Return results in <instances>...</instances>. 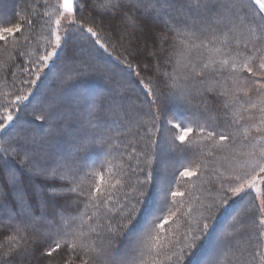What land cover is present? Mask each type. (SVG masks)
<instances>
[{
  "label": "rangeland",
  "instance_id": "obj_1",
  "mask_svg": "<svg viewBox=\"0 0 264 264\" xmlns=\"http://www.w3.org/2000/svg\"><path fill=\"white\" fill-rule=\"evenodd\" d=\"M7 1L0 0V13H2V5H5L6 9H10L13 4V0ZM33 1L37 13L26 20L27 27L22 22L23 13L20 9L19 12H16L17 18L13 22L0 24L1 42H6L10 38L14 39L15 33L25 36L19 44V49L23 47L22 53L19 52V57L28 59L29 63L34 65V69H30L31 72L26 70L25 73L19 72L20 69L18 70L17 64L9 68V76L11 75L14 78L22 74L24 75L25 84H17L16 88L18 90L16 88L12 89V87L8 91L4 89V93L12 92L13 99H9V95L6 93L5 96L7 97L0 102V143L3 141L2 136L8 134L6 132L10 127H15L17 133L19 131L18 136L20 138L25 129H20L18 123L19 120L24 119V113V115L30 117L35 116L41 124V130L40 127L32 126L34 132L32 136L35 139L38 137L45 140L50 138V130L55 129V127H49L53 126L50 123L56 122V119L53 121L50 116H53L56 108L60 106V96L52 85L53 78L58 79L63 87L69 86L74 90L68 95L71 103L62 102L69 111L74 110L76 106L81 108L82 111H86L85 107L87 106L85 104H91L92 102L96 104L100 101V96L104 94L102 85H100L101 87L92 85L86 88L83 83L77 85V82H74L73 79L76 77L72 76L76 70L74 63L66 62L62 69L58 68V65L62 64L59 62L63 58L65 45L68 44L67 38L72 33H76L77 36L82 38L85 37L103 49L106 47L103 40L92 31L91 27H84V25L76 22L74 12L77 0ZM202 1L199 0L198 5ZM211 1L220 9L219 17L224 16V12H228V14L232 12L238 19L228 21L224 25L225 30L221 32L215 30V28H219L218 24L215 26L207 24L203 29L197 25L195 28L196 33L190 35L191 41L185 47L193 50L199 48L203 51L201 55L202 66L200 68L196 67V75H193L185 71L187 69L186 65L190 64L189 62H186V64L181 62L176 65L179 87L183 83L185 92H181L179 103L173 104L171 110L172 117L176 113L183 115V117L178 116V120L174 122L175 134L167 133L164 110L160 112L155 104V108L158 110L157 120L159 123L154 126L156 128L155 133L148 129L147 135L154 136L155 145L158 144L153 160L154 165L157 163V169L152 171L154 174L150 178V184L148 183L149 186L146 187V190L143 184L144 174L142 173L144 171L138 168L143 157L138 155L137 150H126L125 155H122L125 161L120 164L116 162L120 157L116 155L114 159H112L113 157L109 159L103 152L97 154L93 160L89 158V155H84L81 159H78L74 158L76 154L73 156V152H71L74 146L72 148L70 144L76 142L77 139L69 135L65 138L61 137L59 140L63 139L62 141H56L54 138L58 135L51 134L56 145L69 142L65 153L62 152L61 155L67 154L71 157L66 159L65 164L61 163V169H66L71 165L73 156V159L82 161L83 166L86 167L84 173L89 172L88 187H92L96 192L93 197V199L95 198L92 204L93 208H106L112 214L117 209L130 213L128 217L131 218V221L128 224L132 227V231L137 233L134 243L136 255L132 257L134 260L132 264H178L176 263L177 259L183 253L191 256L186 263L193 260L192 264H216L218 256L222 254V249L226 253L230 252L233 245H243L246 239L251 240L253 251L249 255L253 258L251 264H264V0ZM144 2L146 3L144 10L156 7L161 12L162 9L167 12L166 8L161 7L160 2L156 5L147 3V1ZM138 3L139 1L135 4ZM193 4L195 5V0ZM148 6L151 7L147 8ZM92 8L103 10L94 0ZM141 12L143 13L142 10ZM167 13L172 14L171 11ZM125 16L120 15L117 25L115 24L117 27H120V24L121 26L124 25L123 18H126ZM216 17L218 16L216 15ZM82 20L86 22V20ZM21 22L22 25L20 26ZM163 22L165 23L166 20H163ZM125 28L130 31L127 26ZM165 28L167 30V27ZM122 35V33L117 34L120 43L126 42L128 48L132 47L133 40L130 37L125 39L124 35L122 40ZM171 39L174 43L188 41L182 38L179 40L174 34ZM163 40H165V37L154 34V45L150 47L146 44L151 62L152 54L150 50H161L160 43ZM70 46L75 45L71 44ZM75 49L78 53L82 51L81 47ZM79 57L85 56L79 55ZM120 64L122 65V71L131 70L125 63ZM15 66L16 68H14ZM204 68L206 73L203 72ZM142 73L143 69L141 68L140 74ZM103 85L105 87L107 85L108 92L111 91L109 81H105ZM16 91H19V96H17ZM202 91L211 99H218L221 105L220 108L217 109L215 106L213 109V104L209 102V99L207 101L202 99L199 95ZM0 94H3V92L0 91ZM197 96H199V104ZM181 98H183V101ZM44 101L50 103V105H44L40 109L42 111L40 113H44V116L40 115L39 112L34 113V111L39 110L37 106ZM74 104L75 106H73ZM2 106H8V108L2 111ZM29 107L31 109L26 110ZM209 109H213L212 112H209ZM63 129L60 127L56 130L57 132L60 130L63 132ZM95 130L92 134L102 133L101 122H97ZM42 131L44 133H41ZM80 131L79 128L78 132ZM202 132H205V134ZM200 134L201 137L196 138ZM166 135L171 136V139H176L178 142L189 144L184 147L190 150V154H188L194 156L195 159L192 160V157H189L187 161L191 160L185 170L178 174L170 188L168 184L164 190L159 188V184L163 179L162 175L167 176V171L164 172L165 166L163 163L170 160L176 161V158L173 159L174 157L171 156L172 152L166 147L168 142V140H164ZM187 135L194 138L185 140ZM87 138L90 137L87 136ZM5 140L9 142L10 138L6 137ZM10 144L8 143V146ZM96 148L98 150L99 145ZM8 155V157L11 156L10 153ZM68 171L72 173L69 168ZM132 174H134L135 179L130 180ZM184 178H191V180L188 182ZM192 178L196 179L192 180ZM72 182L73 179L62 176V189H60V192L63 191L64 195L69 192L78 193L82 189L81 186L73 188L67 185L64 187L65 184H71ZM157 182L158 184H156ZM95 185L97 186L96 189ZM175 185L177 188L174 191V201L167 200L168 206L162 205L161 214L158 213L159 208L157 207L152 215L148 217L146 215L148 204L150 203L152 207L154 204H158L165 194L172 192ZM64 188L70 189V191L64 190ZM161 191L165 193L160 197ZM146 192L149 194H146ZM85 193L88 192L85 191ZM111 193H116L119 197L117 199L113 198ZM132 200L135 201V205H131ZM208 201L216 204L214 209L217 207V210L213 213L214 218L211 217L213 214H210L214 210L212 209L213 206L206 205ZM229 203L232 205L230 206ZM249 203H252V205L249 206ZM247 210H255L256 212L259 240L255 241L254 244H252V241L255 236L250 233V229L248 230L247 227L242 226L238 230L237 226L238 224L244 225V223L249 226L246 222ZM176 215L178 217L174 219ZM96 216L100 217L97 214ZM211 219L212 225H210ZM233 219L237 220V227L234 232L229 234L234 235L227 238V241L234 240L230 247L224 241L222 233L234 227L231 222ZM183 221L187 222L181 223L182 225L186 224V227L178 225V222ZM219 221L221 224L216 228ZM156 227L160 231L156 232ZM150 228L154 229L152 234L148 231ZM176 230L178 231L176 232ZM242 232H245V234H241ZM196 233H200L201 238L197 239ZM189 235H194V238L188 240ZM209 235V244L206 246ZM195 239L199 243L196 251L194 249ZM129 242L130 239H127L124 245L120 246L119 251L129 250L132 252L134 249L133 247L132 250L130 249ZM97 246L101 248V251L97 249ZM94 249L100 251H95V255L98 257L106 253L103 242L95 241ZM103 250L104 252H102ZM200 250H203L200 255L206 254L204 259L202 258L204 255L199 257L200 255L196 254ZM229 255L227 253L226 257L229 258ZM123 258H116V263L122 264Z\"/></svg>",
  "mask_w": 264,
  "mask_h": 264
},
{
  "label": "trees",
  "instance_id": "obj_2",
  "mask_svg": "<svg viewBox=\"0 0 264 264\" xmlns=\"http://www.w3.org/2000/svg\"><path fill=\"white\" fill-rule=\"evenodd\" d=\"M94 1L103 10H94V7L92 8L93 0H77L74 12L76 22L84 25V27H91L92 31L103 40L106 47L103 49L85 37L82 38L77 36L76 33H72L67 38L68 44L65 45L62 61L59 62L62 64L57 67L62 69L66 62L74 63L76 70L72 76H76L73 80L77 82V85L83 83L86 88L92 85H102L104 94L100 96V101L96 104L94 102L85 104L87 106L85 107L86 111H82L77 106L74 110L69 111L62 102L70 104L71 101L68 99V95L74 90L69 86L63 87L58 79L53 78L52 85L60 96V106L56 108L55 112L53 111L54 117L50 116L53 121L56 119L55 123H50L53 126H49L50 128L55 127V129L52 128L54 131L50 130V138L47 140L42 139V137L35 139L32 136L34 134L32 126L40 127L41 124L35 116L30 117L24 115L25 113L23 114L24 119L19 120L18 123L20 129H25L20 138L18 136L19 131L17 133L15 127H10L6 132L8 134L2 136L3 141L0 143V264H120L116 263L115 259L123 257L125 258H123L122 264H132L134 262L132 257L136 255L134 243L137 233L133 232L132 227L128 224L131 221V218L128 217L130 213L117 209L112 214L106 208L94 209L92 204L96 192L92 187H88L89 172L84 173L86 167L83 166L82 161L73 159V156L76 154L74 158L81 159L82 156L89 155V158L93 160L97 154L103 152L109 159L112 157L114 159L116 155L120 157L116 161L120 164L125 161L122 155H125L126 150L135 149L138 155L143 157L138 168L144 171L142 173L144 174L143 184L146 190V187L150 184L149 180L154 174L152 171L157 169V163L154 165L153 160L158 144L155 145L154 136L147 135L148 129L155 133L156 128L154 126L159 123L157 120L158 110H156L155 104L160 112L164 110L167 133L175 134L174 122L178 120V116L183 117V115L176 113L172 117L171 110L173 104L179 103L181 92H185L183 83L179 87L176 65L181 62H185V64L189 62L190 64L186 65L187 69L185 71L193 75H196V67L200 68L202 66L201 55L203 51L199 48L193 50L185 47L191 41L190 35L196 33L195 28L197 25L203 29L207 24L214 26L218 24L219 28H215V30L221 32L225 30L224 25L228 21L238 19L232 12L229 14L224 12V16L220 15L221 17H219L220 9L211 0H203L202 5H198L199 0H195V5L193 4L194 0ZM137 1L139 3L135 4ZM144 1L154 5L160 2L161 7L166 8L167 12L171 11L172 14L169 15L163 9L161 12L156 7L151 6L147 7H151L150 9L144 10V6H146ZM19 9L23 13L22 22L25 26L27 24L26 20L37 13L33 0H13L10 9H6L5 5L1 6L0 24L13 22L17 18L16 12H19ZM111 15L113 17H109ZM120 15H126V18H123L124 25L121 26L120 24V27H117ZM163 20H166V22L164 23ZM208 21L209 23H207ZM125 26L130 31H127ZM165 27H167V30ZM118 33H122L125 39L130 37L133 40L132 47L128 48L126 42L120 43L117 39ZM154 34L165 37V40L160 43L161 50H150L152 54L151 62L146 44L150 47L154 45ZM173 34L179 40L182 38L188 41L174 43L171 39ZM14 35V39L10 38L6 42L0 41V91L3 92V94H0V102L7 97L5 96L6 93H8L9 99H13L12 92L4 93V89L8 91L10 87L15 89L17 84H25L24 75L19 74L14 78L11 75L9 76L10 66L13 67L14 64H17L18 70L20 69L19 72L23 73L26 70L31 72L30 69H34V65L30 64L28 59L19 57V52L22 53L21 50H23V47L19 49V44L24 35L21 36L18 33ZM71 44L75 46H70ZM74 47H81L82 51L78 53ZM79 55L85 57L81 58ZM12 57L15 59L13 60ZM120 63H125L131 70L122 71ZM140 67L143 69L142 74H140ZM203 72L206 73L205 68ZM84 76L86 78H83ZM105 81L111 83L110 92H108L107 85L106 87L103 85ZM6 84L10 85L7 86ZM16 90L18 89L16 88ZM16 92L19 96V91ZM199 95L206 101L209 99V102L213 104V109L215 106L217 109L220 108L221 105L218 99H211L203 91ZM181 100L183 101V98ZM197 100L199 104V96H197ZM46 101L39 104L40 106H37L39 110L34 111V113L39 112L40 115L44 116V113H40L42 112L40 109L44 105H50ZM1 108L3 111L8 106H2ZM29 109L31 107L26 110ZM212 110L209 109L208 111L212 112ZM222 121L224 122V119ZM97 122H101L102 133L92 134ZM60 127L65 128L63 132L61 130L57 132L56 129ZM79 128L80 132H78ZM41 133H44V131ZM52 133L58 136L56 138L51 137ZM202 133L205 134V132ZM69 135L77 140L70 143L72 148L74 146L71 150L73 160L71 159L70 166H68V163L66 171L64 168L61 169V163L65 164L66 159L71 156L67 154L62 156L61 153H65L69 142L56 145L53 138L56 141H62L63 139L59 140L61 137L65 138ZM188 135L185 140L194 138ZM87 136L90 138H87ZM6 137L10 138L9 142L5 140ZM200 137L201 134L196 138ZM164 140H168L166 147L172 152L173 159L176 158L175 162L170 160L163 163L165 166L164 172L167 171V176L162 175L163 179L159 184V188L165 190L168 184L169 188L174 184L178 174L185 170L191 159L187 160L192 156L189 155L190 150L184 147L189 145L186 142H178L176 139H171L169 135H166ZM8 143L11 144L8 146ZM81 145L84 146L81 147ZM97 145L100 147L98 150H96ZM9 153L11 154L10 157H8ZM193 157L192 160L195 159ZM68 168L72 173L68 171ZM62 176L73 179L71 184H65L64 187L67 185L73 188L81 186L82 189L78 193L69 192L64 195L63 191L60 192V189H62ZM196 178H192V180ZM133 179H135L134 174L131 175L130 180ZM184 179L188 182L191 180V178ZM96 187L95 185V189ZM176 188L175 185L172 192L170 191L171 193L165 195V192L161 191L160 197L163 195L164 197L153 207L149 203L146 215L151 216L157 207L159 208L158 213L161 214L162 205L167 207V200L174 201ZM66 189L64 188V190ZM67 190L70 191V189ZM85 191L88 193L84 194ZM146 194L149 193L146 192ZM111 195L116 199L119 197L116 193H111ZM132 204L135 205V201L132 200ZM208 204L213 206L212 209L216 205L209 203V201L206 205ZM251 205L252 203H249V206ZM216 210L217 207L210 214L215 213ZM177 217L178 215L174 219ZM211 217L214 218L215 215L213 214ZM246 217V222L250 227L246 226L245 223L244 225H237V220L233 219L231 222L234 227L222 233L224 241L227 245L229 244L228 246L231 247L234 240L227 241V238L234 235L229 234L234 232L237 226L238 230L242 226L247 227L248 230L250 229V233L255 236L252 244L259 240L255 210H247ZM181 223L187 222H178V225H182ZM220 224L219 221L216 228ZM210 225H212V219ZM182 227H186V224H183ZM148 231L152 234L154 229L150 228ZM155 231L158 232L160 229L156 227ZM196 234L197 239L201 238L200 233ZM241 234L244 235L245 232ZM193 238L194 235H189L188 240ZM127 239H130L128 245L131 246V250L133 247V253L129 250L119 251L120 246L124 245ZM209 240L210 235L206 241V246L209 244ZM95 241L103 242L106 250L105 255L99 257L95 255V251H97L94 249ZM194 243L196 251L199 246L198 240L195 239ZM97 249L101 251L98 246ZM203 250L198 251L196 254L199 256ZM227 253L230 254L229 258L226 257ZM227 253L222 249V254L218 256L216 264H251L253 260L249 256L253 253L251 240L246 239L243 245H233L231 251ZM203 255L204 253L199 257ZM188 256L184 253L181 254L176 263L192 264L193 260L186 263L191 258V256L187 258ZM205 256L206 254L202 258L204 259Z\"/></svg>",
  "mask_w": 264,
  "mask_h": 264
}]
</instances>
